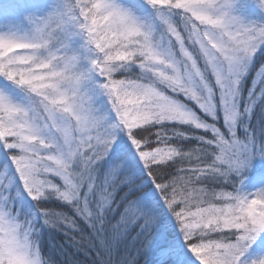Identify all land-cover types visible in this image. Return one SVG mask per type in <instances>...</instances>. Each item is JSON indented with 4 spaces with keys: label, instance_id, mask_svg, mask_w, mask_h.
Listing matches in <instances>:
<instances>
[{
    "label": "snow or ice",
    "instance_id": "snow-or-ice-1",
    "mask_svg": "<svg viewBox=\"0 0 264 264\" xmlns=\"http://www.w3.org/2000/svg\"><path fill=\"white\" fill-rule=\"evenodd\" d=\"M0 264H264V0H0Z\"/></svg>",
    "mask_w": 264,
    "mask_h": 264
},
{
    "label": "trees",
    "instance_id": "trees-1",
    "mask_svg": "<svg viewBox=\"0 0 264 264\" xmlns=\"http://www.w3.org/2000/svg\"><path fill=\"white\" fill-rule=\"evenodd\" d=\"M257 115H258V113H257ZM254 123H255V121H254ZM52 207L54 209H58V205H52ZM51 236H52L53 239H55L57 241H62L63 240V237L59 233L53 232V233H51ZM48 251H49L48 242H47V239H46L45 240V252H48ZM50 254L53 255L56 259H62L61 256L57 255L56 250H52V252Z\"/></svg>",
    "mask_w": 264,
    "mask_h": 264
}]
</instances>
